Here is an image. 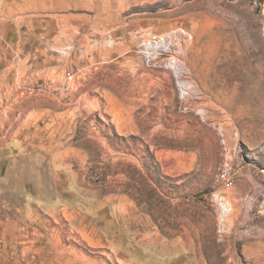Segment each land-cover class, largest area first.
<instances>
[{"label":"rangeland","instance_id":"rangeland-1","mask_svg":"<svg viewBox=\"0 0 264 264\" xmlns=\"http://www.w3.org/2000/svg\"><path fill=\"white\" fill-rule=\"evenodd\" d=\"M0 264H264V0H0Z\"/></svg>","mask_w":264,"mask_h":264},{"label":"built area","instance_id":"built-area-1","mask_svg":"<svg viewBox=\"0 0 264 264\" xmlns=\"http://www.w3.org/2000/svg\"><path fill=\"white\" fill-rule=\"evenodd\" d=\"M79 71V70H78ZM79 74V72H77L76 74H73V75H71L70 76V78H75L77 75ZM223 177H225V175L223 176ZM226 183L228 184V185H231L233 182H232V180L231 179H226ZM223 202H222V205H223V208H224V212H229L230 211V209H231V207H230V205L228 204V202H226V200H222Z\"/></svg>","mask_w":264,"mask_h":264}]
</instances>
